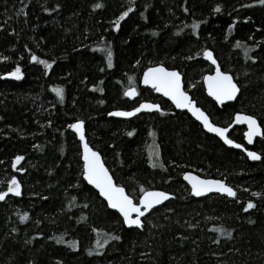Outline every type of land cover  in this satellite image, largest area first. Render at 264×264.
Returning a JSON list of instances; mask_svg holds the SVG:
<instances>
[{
    "label": "trees",
    "instance_id": "obj_1",
    "mask_svg": "<svg viewBox=\"0 0 264 264\" xmlns=\"http://www.w3.org/2000/svg\"><path fill=\"white\" fill-rule=\"evenodd\" d=\"M207 49L240 85L234 103L219 107L206 95ZM156 64L178 69L215 123L226 126L244 112L264 130L259 0H0V192L16 177L21 193L0 200V264H264V135L253 146L260 161L227 147L140 86ZM17 66L19 79L8 75ZM131 87L163 111L109 116L133 106L124 95ZM80 120L131 196L138 200L149 188L173 195L141 229L127 228L84 180L80 142L69 127ZM231 137L243 143L244 127ZM154 139L161 167L148 160ZM16 156L24 159L13 168ZM187 170L226 180L236 196L196 198L183 180Z\"/></svg>",
    "mask_w": 264,
    "mask_h": 264
},
{
    "label": "snow or ice",
    "instance_id": "obj_2",
    "mask_svg": "<svg viewBox=\"0 0 264 264\" xmlns=\"http://www.w3.org/2000/svg\"><path fill=\"white\" fill-rule=\"evenodd\" d=\"M261 4H264V0H259ZM102 5L96 4L94 7H101ZM59 7V5H57ZM48 11L47 8L44 9ZM133 9L128 8L127 11H124L116 20L115 24L119 27L120 21L124 20L128 16L129 12ZM22 11V10H21ZM216 11H219L217 7ZM195 27V25H194ZM111 52L108 53L109 58V67L111 64ZM204 55L212 61L215 65L216 60L213 58V55L210 51H205ZM3 59H8V57H3ZM32 61H38L39 63L48 65L46 61L39 60V58L33 54L31 56ZM9 76H15L19 79L21 75V69L19 66L15 68L14 71L8 73ZM205 82L208 86L209 95L215 97L216 101L223 104L224 101L233 100L236 98L239 88L237 84L233 81V77L227 72L221 71L219 65L216 66L215 74L208 75L204 77ZM143 83L145 85H151L157 92H162L164 96L170 97L171 100L175 103L177 108L188 109L197 120L202 121L203 127L206 128L209 132L216 133L224 139V142L228 145H234L236 148H242L243 145L235 143L233 140L229 139L225 133L228 132V128L218 127L212 122H210L209 117L196 106V102L192 100L188 93L183 90L181 85V74L178 71H170L163 65H158L156 67H149L143 74ZM58 95L63 96L62 89H54ZM136 94L135 88H129L128 91L124 93L125 96H134ZM141 109H157L159 110V105L142 103L139 107L135 108L133 111H116L114 113H109V115L115 116H133L135 113L140 112ZM235 122L246 123L247 132L245 133L246 139L251 144L253 137L262 135L260 125L258 124L256 118L252 115H243L237 113L235 116ZM82 120L77 121L74 124H70L69 127L75 129L76 132L80 134V140L85 141V135L83 131ZM129 136H132V132L127 133ZM83 176L88 181L89 184L94 185L96 189L99 190V194L106 198L108 204L111 208L117 209L119 213L123 216V223L127 225H135L137 227H143V222L141 217L145 215L154 205L161 204L162 201H165L169 198V193L164 191H149L142 189V195L139 198V203H134L133 198L126 194L125 189L121 186H118L113 182L112 176L109 174L108 169L104 166V163L101 160L100 154L96 151H93L87 142L83 143ZM247 155L252 160H259L261 157L254 151H249L245 149ZM23 156H16L15 162L12 164V167L15 168ZM156 165L153 164V167ZM23 169H21L22 171ZM184 179L191 184V191L196 195L200 196L205 192L211 191L215 188L217 191L222 193H227L228 196H235L236 192L229 186H227L222 180H205L201 179L199 176L192 175L191 173H185ZM8 193H13L16 196H19L20 193V183L16 177L8 182L7 192H0V200H4ZM254 195H260L259 193H254ZM254 207L252 202L247 204V208L251 209ZM143 208V210H142ZM133 213H135V218H133ZM27 216V213L21 217L24 219ZM223 231V230H222ZM230 235V233H228ZM115 239H120L119 236ZM59 242V241H58ZM91 254V253H89Z\"/></svg>",
    "mask_w": 264,
    "mask_h": 264
},
{
    "label": "water",
    "instance_id": "obj_3",
    "mask_svg": "<svg viewBox=\"0 0 264 264\" xmlns=\"http://www.w3.org/2000/svg\"><path fill=\"white\" fill-rule=\"evenodd\" d=\"M205 51H206V50H205ZM205 51H204V52H205ZM207 51H210V52L212 53L213 58L216 60V64L214 65V64L212 63V61L209 60V59L204 55V53H203V59H204L206 62H208V63L212 66V68H213L211 72H208V73H206V74L203 76V85H204V88H205V93H206V95H207L210 99H212V100H213V101H214L219 107H222V106H224V105H226V104H229V103H234V102L237 100V98L239 97L240 93H241V87H240V85L238 84V82L236 81L235 77H234L231 73H229V72H227V73L233 77V81L237 84V87L240 89L239 92H238L237 95H236V98L233 99V100H227V101H224V103L221 104V103H219V102L216 101L215 97L209 95V93H208V86H207V83H206L205 80H204V77H205V76H208V75H214V74H215V69H216V66H217V65H219L221 71H223V72H226V71H224V70L222 69V67H221V65L219 64L218 60L216 59V57H215L213 51H211L210 49H207ZM158 65H163V64H156V65H152V66H149V67H156V66H158ZM163 66L166 67L167 69H169L170 71L175 70V71L180 72L178 69L169 68V67H167V66H165V65H163ZM149 67H147V68L144 70V72H145ZM144 72H143V74H144ZM143 74H142V77H141V84H140V86H141L142 88H148V89H152V90H154V91H155L156 93H158L160 96H162V97H164L166 100H168L176 110L187 112V113H188V114H189V115H190V116H191L196 122H198V123L202 126L203 130H204L206 133H208V134H210V135H213V136L217 137V138H218L219 140H221V141H222L227 147L232 148V149H235V150L242 151L247 157H248V155H247V152L245 151V149H247V150H249V151H254V152H256V153L261 157V155H260L256 150H254V149H252V148H253V146H254V144H255L256 139H257V138H261V137H263L264 134H262V135H258V136H254V137H253V140H252V143L250 144V143L248 142V140L246 139V136H245V133H246L247 130H248V128H247V124H246V123H238V122H235V116H236L237 113H240V114H243V115H251V114L244 113V112H237V113H235V115L233 116V120H232V122H231L230 124L226 125V126L219 125V124L215 123V122L212 120V118H211V116L209 115V113H208V112H207L202 106H199L198 103H197V101H196L195 99H193L192 94H191L188 90H186V88H185V82H184V76H183V74L180 72V74H181V85H182L183 90L186 91V92L188 93L189 97H190L192 100H194V101L196 102V106L199 107V108H200V109H201V110H202V111H203V112L209 117L210 122H212L213 124H215V125L218 126V127L228 128V132L225 133V135H226L229 139L233 140L235 143H238V144L243 145L242 148H236L234 145H228V144H226V143L224 142V139H223L222 137H220L218 134H216V133H212V132H209L206 128H204V127H203V123H202V121L197 120L196 117L193 116L192 113H191L188 109L177 108L176 105H175V103L171 100L170 97H166V96H164V94H163L162 92H157V91H156V90H155L150 84H149V85H145V84L143 83ZM131 88H135V90H136V94H135L134 96H125V97L128 98V99H131V100H135V99H137L138 96H139V91H138V89H137L136 87H131ZM126 91H128V89H127ZM126 91H125V92H126ZM142 103H150V104H156V105H159V110H157V109H141L140 112L135 113V115H133V116H115V115H109V116H111V117H115V118H119V119H122V120H129V119H132V118H134V117H136V116H138V115H140V114H142V113H153V112H157V113H159V112H161V111L163 110V108H162V104H161V103H159V102H154V101H150V100H143V101H140L139 104H138L137 106H135L134 108H131V109H115V110L110 111L109 113H114V112H116V111H133L135 108L139 107V105L142 104ZM252 116H254V115H252ZM254 117L256 118L258 124L260 125L261 133H264V130H263V127H262L260 121L258 120V118H257L256 116H254ZM82 121H83V120H82ZM83 122H84V124H83V131H84V135H85V141H84V142H87L88 145H89V147H90L93 151H96V152H98V153L100 154V157H101L102 162L104 163V166L108 169L109 174H110V175L112 176V178H113V182H114L115 184H117L118 186L123 187V188L125 189L126 194L130 195V194L128 193V191H127V189H126L125 186H123V185L117 183L115 177L113 176V173H112L111 169H110L109 166L106 164V162H105V160H104V157H103V155L101 154V152H100L99 150H97L96 148H94V147L92 146V144L89 142V139H88V137H87V135H86L85 121H83ZM75 123H76V122H75ZM236 127H244V128H245V130H244V142H243V143L238 142V141H236L235 139H233V138L231 137V132H232ZM72 130H73V132L76 134L77 139H78V141L80 142V148H81V160H82V163H83V165H84V160H83V151H84V149H83V143H84V142H82V141L80 140V134H79L78 132H76L75 129L72 128ZM248 158H249V157H248ZM261 158H262V157H261ZM249 159H250V161H253V162H254V161H260V160H261V159H259V160H252L251 158H249ZM185 173H191L192 175L199 176L201 179H205V180H222V181H224V183H225L227 186L231 187V188L235 191V189H234L230 184H228V183L226 182V180H224V179H221V178H214V177H206V176H202L201 174H199V173H197V172H195V171H193V170H187V171H185V172L183 173V180L185 181V183H186L190 188H191V184H190L187 180L184 179V174H185ZM83 178H84V176H83ZM84 180L87 182V184H89L88 181H87L85 178H84ZM89 185H90L92 188H94V190H96V191L98 192V194H99V190L96 189L94 185H91V184H89ZM146 190H149V191H164V192L169 193L168 191L161 190V189H155V188H149V189H146ZM235 192H236V191H235ZM142 194H143V193H141V195H142ZM192 194H193L196 198H202V197L208 196V195H210V194H221V195H226V196H228L227 193L219 192V191H217L215 188H213V189H212L211 191H209V192H205V193H203V194L200 195V196H196L193 192H192ZM141 195H140V196H141ZM99 196H100V197H101V198L107 203L108 207H109L111 210L116 211V212L119 213V211H118L117 209H113V208L110 207V205L108 204V202H107V200H106L105 197L101 196L100 194H99ZM130 196H131V195H130ZM140 196H139V198H140ZM235 196H236V195H235ZM235 196H229V197L233 198V197H235ZM131 197L133 198V202H134V203H139V198H138V200H136L133 196H131ZM172 197H173V195H172L171 193H169V198H168L167 200L162 201L161 204L154 205L152 209H150L148 212H146L145 215L141 217V220H142V222H143V225H144V219L150 214V212H151L153 209L162 206L164 203H166L167 201H169ZM142 210H143V208H142ZM119 214H120V213H119ZM135 215H136V214L133 213V218H135ZM120 216H121L122 219H123V216H122L121 214H120ZM124 224H125V223H124ZM125 226H126L127 228H138V229H141V228H142V227H137V226H135V225H131V226H130V225H127V224H125Z\"/></svg>",
    "mask_w": 264,
    "mask_h": 264
},
{
    "label": "rangeland",
    "instance_id": "obj_4",
    "mask_svg": "<svg viewBox=\"0 0 264 264\" xmlns=\"http://www.w3.org/2000/svg\"><path fill=\"white\" fill-rule=\"evenodd\" d=\"M152 144L153 145L150 147L148 154L149 155L148 160L150 162V166L153 167V164H155L156 165L155 167H161L163 165V161H162V152L160 146L157 143L156 139H154V143Z\"/></svg>",
    "mask_w": 264,
    "mask_h": 264
},
{
    "label": "flooded vegetation",
    "instance_id": "obj_5",
    "mask_svg": "<svg viewBox=\"0 0 264 264\" xmlns=\"http://www.w3.org/2000/svg\"><path fill=\"white\" fill-rule=\"evenodd\" d=\"M155 92V91H154ZM158 94V93H157ZM162 97V96H161ZM162 98H164V97H162ZM128 99V98H127ZM165 99V98H164ZM131 100V99H130ZM143 100H146V99H139V96H138V98L137 99H135V100H133V101H135V103L133 104V106L131 107V108H134L135 106H137L138 104H139V102L140 101H143ZM166 100V99H165ZM151 101V100H150ZM168 101V100H167ZM169 102V101H168ZM170 103V102H169ZM171 104V103H170ZM172 105V104H171ZM130 108V109H131ZM163 108V107H162ZM163 111V110H162ZM161 111V112H162ZM181 112H183V111H181ZM160 113V112H159ZM253 149V148H252Z\"/></svg>",
    "mask_w": 264,
    "mask_h": 264
},
{
    "label": "bare ground",
    "instance_id": "obj_6",
    "mask_svg": "<svg viewBox=\"0 0 264 264\" xmlns=\"http://www.w3.org/2000/svg\"><path fill=\"white\" fill-rule=\"evenodd\" d=\"M244 130H245V128H244Z\"/></svg>",
    "mask_w": 264,
    "mask_h": 264
}]
</instances>
